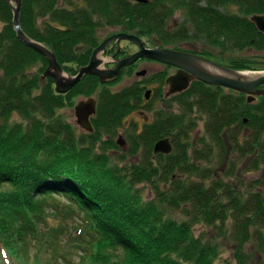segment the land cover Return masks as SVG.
Returning <instances> with one entry per match:
<instances>
[{
    "label": "trees",
    "instance_id": "trees-1",
    "mask_svg": "<svg viewBox=\"0 0 264 264\" xmlns=\"http://www.w3.org/2000/svg\"><path fill=\"white\" fill-rule=\"evenodd\" d=\"M21 1V28L53 50L69 74L89 61L101 42L98 30L104 25H117V31L142 38L151 36L158 39L153 42L174 49L183 40H202L219 50L216 61L222 64L239 70L264 69V54L256 58L225 56L228 51L247 48L264 51V35L250 20L253 13L264 14V0ZM230 4L239 11L227 12ZM177 8L184 10L185 17L171 27L168 20ZM39 16L41 25L36 22ZM0 18L6 22L0 31V250L13 256L16 264H28L21 245L29 240L50 246L53 257H62L66 264L74 249L81 252L77 264H213L218 256L216 245L193 235L191 225L219 222L220 228L230 221L237 240L234 263L226 260L222 264H250L244 249L249 241L256 242L259 255H264L260 229L264 226V195L243 191L235 186V179L215 177L193 161L191 143L180 140L191 129L190 115L186 119V115L156 112L155 119L145 123L131 142L136 149L144 141L148 151L139 165L129 169L126 181L117 168L108 166L106 153L95 149L100 129L120 125L135 109L142 88L98 89L103 83L95 75H84L65 93L55 91L52 77H46V85L40 88L46 58L18 39L12 8L5 0H0ZM198 53L211 58L205 49ZM37 63L38 75L30 72ZM97 90L93 131L76 138L75 127L61 120L57 111L70 103L73 93L87 97ZM169 98L206 114L208 145L223 147L221 137L228 129H237V135L246 129V145H237L241 155L256 153L255 168L264 162V95L247 102L244 93L194 80L188 89ZM15 113L26 123H10ZM164 136L170 137L173 151L155 154L153 164L152 147ZM106 142L102 141L104 147ZM201 143L205 146L207 142ZM142 181L152 185L153 199L142 201L133 189ZM55 196L67 199L71 204L66 210L83 219L75 228L76 237L59 248L39 227ZM166 209H183L189 217L180 221L165 218ZM55 235L52 231L51 236ZM34 261L37 264L39 259ZM45 262L50 264L49 258ZM0 264H4L1 251Z\"/></svg>",
    "mask_w": 264,
    "mask_h": 264
},
{
    "label": "rangeland",
    "instance_id": "rangeland-1",
    "mask_svg": "<svg viewBox=\"0 0 264 264\" xmlns=\"http://www.w3.org/2000/svg\"><path fill=\"white\" fill-rule=\"evenodd\" d=\"M11 2L14 4V0H11ZM59 3L64 5L61 1ZM226 10L227 12L239 11L238 7L233 4L227 6ZM184 14L185 12L183 9L177 8L168 20L169 26L172 27L181 22L185 17ZM42 20L43 18L39 16L36 21L37 24L41 25L43 23ZM5 23L6 22L0 18V31L4 28ZM117 29V25H104L100 27L98 30V39L102 40L110 33L117 31ZM143 39L150 43L149 46L159 45V43L153 42V40L158 39L151 36H147V38H144L143 36ZM120 45L122 49L126 50L124 52L127 53L134 49V45L127 40H122ZM167 47H173V45H168ZM177 47L183 50H192V52H198L205 49L213 60H216L218 55H221L218 49L209 46L202 40H183L177 44ZM261 54H264V51L256 52L254 48H247L244 50H234L232 52L228 51L225 53V56H227L226 58H230L231 56H248L256 58ZM103 58L105 59V63L110 59L107 54H104ZM105 63L103 66H106ZM69 65L73 67L76 66L75 63H69ZM39 68L40 63H37L31 68L30 72L37 74L39 73ZM142 69L146 70L145 75H137L136 72ZM165 71L169 72V68L163 63L149 58H142L138 60L136 64L125 67L121 74L114 80L103 83V85L98 87V89L105 87L110 91L116 92L126 86L137 85L142 88V90L135 103V109L122 118L120 125L109 129H100L99 133L101 135L100 140L96 144V152H101L102 150L106 153L109 158L108 166L117 168V173L127 181L129 178V169L133 165H139L144 151H148L144 141L142 143H137L136 149H132L133 145L131 142L132 139H137L139 133L144 129L145 123L152 122L155 119L156 112H173L175 114L186 115V119L189 118L188 115H190V118H192L190 119L191 129L187 136L184 135L180 140H183V142L189 141L191 143L189 152L194 155L193 161L203 168L207 167L209 169L208 172L215 177L223 178V180L228 181L227 177L230 176L232 179H235V186L243 191H259L264 195V162L259 163L258 167L255 168L253 166V161L256 158V153L248 152L245 155H241V151L237 147V145L241 144L246 145L244 134L247 130L242 129L241 133L237 135L238 130L230 128L226 133L222 134L221 141L223 147L215 144L208 145L211 139L205 132L204 124L207 119L206 114L198 111L196 106H193V108L189 110L186 109V106L179 100L174 98H163L166 86L164 85L162 75L165 77ZM46 83L47 80L41 76V78H39L40 88L46 85ZM52 87H55L53 83ZM148 88L152 89L153 93L150 99H145L143 93L144 90ZM227 90L228 89H226V91ZM97 93L98 90L92 95L96 96ZM84 97L86 96L80 93H73L71 97L72 99L69 101L70 103H67L57 111L61 120L65 122L67 121L75 127L74 134L76 138H80L82 136L81 134L84 133V130L76 124L74 105L78 100ZM187 100H192V96L190 99L187 97ZM56 116L54 119H56ZM10 123L25 124L26 121L19 114L15 113L12 115ZM103 140L107 141L106 144H104L105 147L102 144ZM119 140L121 141V145L118 144ZM202 140L207 142L206 145L209 146V149L206 152H203V147L206 145L204 146V143H201ZM151 153V160L153 161V159H155L153 161L154 164V162H156L155 154L157 153L153 152V147ZM193 177H196V174H193ZM160 184L162 186V183ZM133 189L138 192L142 201L151 200L155 196L152 185L145 181L135 184ZM54 198V200L50 201L52 206H49L46 209L47 217L45 218V222H40L39 227H41L42 232H44L50 240H53L59 248L66 240L76 237L77 230H75V228L78 224L82 223L83 219L81 218V214L71 213V211L66 210V205L71 204L67 199L61 196H55ZM63 213H65V215H63ZM164 215L165 218H173L176 221L189 217L183 209H166ZM219 225V222L214 226H208L204 223L196 222L191 225V232L193 235L199 236L202 241L216 245L218 256L215 258L213 264H222L226 260L234 263L233 254L237 240L235 241L232 235L231 222L226 221L220 228ZM260 229L264 236V226L260 227ZM52 231L56 232L55 237L51 236ZM244 249L249 252L250 264H264V255H259L256 242L249 241L244 246ZM21 250L26 251L27 255L26 257H23V260H26V263L28 264H34V259H39L37 264H47L45 261H48V258L50 264H66L62 257H53L50 246L45 247L35 240H29L26 245L22 244ZM70 252L71 254L68 256L69 264H77L81 252L76 249L71 250Z\"/></svg>",
    "mask_w": 264,
    "mask_h": 264
},
{
    "label": "water",
    "instance_id": "water-1",
    "mask_svg": "<svg viewBox=\"0 0 264 264\" xmlns=\"http://www.w3.org/2000/svg\"><path fill=\"white\" fill-rule=\"evenodd\" d=\"M5 1L12 8V23L18 39L46 58L48 63L41 76L42 78H53L57 93L67 92L84 75H96L100 83L114 79L120 74L122 67L134 63L139 58L146 57L177 67L175 72L167 75L165 78L166 91L164 99L185 91L194 80L244 93L247 97V102H252L256 96L264 95V87H261L264 84V69L239 70L193 52L166 47H146L143 39L139 36L124 31L114 32L103 39L93 49L89 61L79 66L75 74H69L64 71L53 50L48 48L45 43L29 37L21 28L19 15L22 1L14 0V4H12L11 0ZM134 1L147 2L148 0ZM250 20L257 30L264 35V14L253 13L250 16ZM121 40L133 41L137 45L138 50L128 56L116 59L112 67L103 66L105 63L103 56L106 47L112 41L119 43ZM245 71L256 74L253 77L244 76L242 72ZM145 73L146 70L142 69L137 72V75H144ZM150 94L151 89L144 91L146 99L149 98ZM96 106L97 98L94 96L82 98L74 105L76 124L86 132L93 131L90 117L95 114ZM118 142L121 141L119 140ZM172 150L173 145L168 136L158 139L153 145L154 153L169 154Z\"/></svg>",
    "mask_w": 264,
    "mask_h": 264
},
{
    "label": "flooded vegetation",
    "instance_id": "flooded-vegetation-1",
    "mask_svg": "<svg viewBox=\"0 0 264 264\" xmlns=\"http://www.w3.org/2000/svg\"><path fill=\"white\" fill-rule=\"evenodd\" d=\"M114 33V32H113ZM113 33H110V34H113ZM109 34V35H110ZM109 35H107V36H109ZM106 36V37H107ZM106 37H104L103 39H105ZM142 38V37H141ZM102 39V40H103ZM143 39V38H142ZM101 40V41H102ZM127 41H129V42H131L133 45H134V49L131 51V52H124V51H126V50H124V49H122V47H121V45H120V42L118 43V42H116V41H112L107 47H106V49H105V51H104V54L106 55H109V57H110V59L109 60H107L106 61V66L107 67H112L114 64H115V60L116 59H119V58H122V57H125V56H128V55H130V54H132L133 52H135V51H137L138 50V47H137V45L133 42V41H130V40H127ZM143 41H144V45L146 46V47H167V46H162V45H154V46H149L150 45V43L147 41V40H145V39H143ZM181 50H183V49H181ZM185 51H190V52H192V50H188V49H186ZM194 53H197V54H199L198 52H194ZM201 55V54H200ZM142 58H146V57H142ZM142 58H139L138 60H140V59H142ZM138 60H136L134 63H132V64H130V65H127V66H124V67H122V69H121V72L123 71V69L125 68V67H128V66H132V65H134V64H136V62L138 61ZM151 60H153V59H151ZM157 61V60H156ZM157 62H160V61H157ZM161 63H163V62H161ZM164 65H166V66H168V68H169V72H167V71H165V77H164V79L166 78V76L167 75H169V74H171V73H173V72H175L176 70H177V67H175V66H173V65H169V64H166V63H163ZM140 71V70H139ZM121 72H120V74H121ZM138 72V71H137ZM137 72H136V74H137ZM119 74V75H120ZM118 75V76H119ZM145 75V74H144ZM117 76V77H118ZM116 78V77H115ZM114 78V79H115ZM113 79V80H114ZM164 85H165V81H164ZM261 87H264V84L263 85H261ZM149 89V88H148ZM152 93H153V90L151 89V94H150V96H149V98H147V99H150L151 98V96H152ZM165 93V92H164ZM146 99V98H145Z\"/></svg>",
    "mask_w": 264,
    "mask_h": 264
},
{
    "label": "bare ground",
    "instance_id": "bare-ground-1",
    "mask_svg": "<svg viewBox=\"0 0 264 264\" xmlns=\"http://www.w3.org/2000/svg\"><path fill=\"white\" fill-rule=\"evenodd\" d=\"M170 65V64H169ZM242 74L244 75V76H254L256 73H253V72H250V71H245V72H242ZM165 86H166V84H165ZM181 93V92H180ZM178 94V93H177ZM163 95H164V93H163ZM173 95H175V94H173ZM170 97V96H169ZM168 97V98H169ZM118 144H120V142H118ZM121 145V144H120Z\"/></svg>",
    "mask_w": 264,
    "mask_h": 264
}]
</instances>
